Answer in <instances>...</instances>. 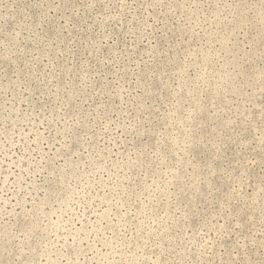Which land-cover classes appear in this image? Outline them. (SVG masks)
Segmentation results:
<instances>
[{"label": "rangeland", "instance_id": "374dc122", "mask_svg": "<svg viewBox=\"0 0 264 264\" xmlns=\"http://www.w3.org/2000/svg\"><path fill=\"white\" fill-rule=\"evenodd\" d=\"M0 264H264V0H0Z\"/></svg>", "mask_w": 264, "mask_h": 264}]
</instances>
